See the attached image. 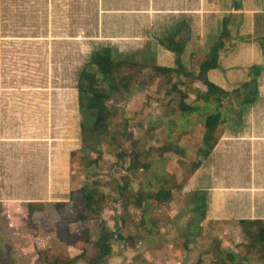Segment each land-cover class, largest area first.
<instances>
[{"label": "crops", "instance_id": "1", "mask_svg": "<svg viewBox=\"0 0 264 264\" xmlns=\"http://www.w3.org/2000/svg\"><path fill=\"white\" fill-rule=\"evenodd\" d=\"M218 40L214 66L201 70ZM107 54L142 63L145 73L153 65L180 71L170 84L192 94L215 90L166 98L172 113L188 110L190 122H203L202 148L189 150L199 156L188 157L173 198L181 189L216 223L231 218L263 231L264 0H0V215L45 216L46 195L62 199L52 189L57 146L82 137L85 111L95 120L83 74L100 81L94 59ZM119 70L102 77L119 88Z\"/></svg>", "mask_w": 264, "mask_h": 264}, {"label": "rangeland", "instance_id": "2", "mask_svg": "<svg viewBox=\"0 0 264 264\" xmlns=\"http://www.w3.org/2000/svg\"><path fill=\"white\" fill-rule=\"evenodd\" d=\"M147 74L143 72V82L131 86L122 79L120 71L118 76L123 85L119 88L114 87L111 79L98 74L101 76L99 84L105 89L102 87L97 93L102 94L105 90L109 104L121 106V114L109 125V132L116 135L118 151L125 153L122 162L117 161L116 151L107 150L106 144L97 143L98 148L94 150L86 146L85 134L93 125L94 113L85 111L82 137L81 134L69 136L67 146H57V161L54 159L53 163H56L51 169L52 189L61 190V195L64 193L61 198L64 197L67 203L58 208L55 206L58 199L46 196L50 199V208L47 207L45 216H20L19 219L8 213L7 216L0 215V264H85V258L92 257L95 252L89 240L98 237L103 224L113 233L111 254L106 264H213L227 250L232 251L241 264H264V230L258 232L246 225L236 226L234 221L228 222L231 218L221 223H216L213 218H201L200 208L195 209L188 193L178 188L168 205L149 204L147 225H152L149 219L158 218L160 224L156 232L137 240L135 246L128 239L123 242L116 238L118 234L127 237L133 232L140 214L137 210L134 217H127L123 222L126 213L121 193L132 187L158 189L168 186L173 189L178 178L186 182L188 157L199 156L189 150L192 146L197 147L200 141L202 148V119L190 122L185 109L186 114L178 109L172 113L166 98L173 100L172 97L185 94V101H188L190 97L204 98L209 91H215L205 86L196 88V92L193 89L192 94L191 88H178L177 85L175 89L172 87L175 84L170 83L158 90L156 82H146ZM175 106L179 107L172 105L171 108ZM124 118L128 122L125 126ZM192 124H196L197 130L192 129ZM134 140L141 153L136 162H132L130 153ZM72 148L79 152L59 156ZM96 157L97 164L88 163ZM145 163L148 166H144ZM126 176L135 182L129 183ZM63 179H66L65 187ZM93 185L102 192L103 207L92 217L76 219L77 210L73 208L70 189L78 187L74 199L81 207L84 195ZM84 248L86 257L80 256Z\"/></svg>", "mask_w": 264, "mask_h": 264}, {"label": "trees", "instance_id": "3", "mask_svg": "<svg viewBox=\"0 0 264 264\" xmlns=\"http://www.w3.org/2000/svg\"><path fill=\"white\" fill-rule=\"evenodd\" d=\"M248 15V14H247ZM222 45V41L218 40L216 45L213 47L211 56L208 57L207 61H204L200 65V69H206L210 66H214L217 58H218V48ZM97 69L100 74L105 77L114 76L117 74L116 70L118 68L122 71V79L126 81L129 85L133 86L135 84H139L143 81V71L145 66L142 63L136 61L129 60H118L114 61L110 54L103 55L94 59ZM180 71H175L171 67L168 66H158L153 65L146 76V82L148 84H154L156 82V88L158 90H162L166 84H169L174 81L176 75L179 74ZM87 80V90L88 91V106L96 109V116L93 122V125L89 131L85 134V144L90 149H96L97 143L103 144L107 146L108 151H116V157L118 162H122L125 153L123 151H118L119 145L117 143V138L114 132H109V125L115 121V119L121 114V109L114 105H110L107 103L108 97L102 94L95 93L94 89L98 87L99 80L97 75L94 72H85L83 74ZM251 81H247L242 84L243 87H246L250 84ZM177 89V87L172 86ZM170 90L172 88L169 87ZM237 88L232 89L234 93ZM124 126L128 123L127 119L124 118L122 121ZM93 134V135H92ZM93 136V138H92ZM138 142L134 140L131 145V160L138 161V157L141 154L137 149ZM83 158H87L86 155H82ZM98 157V156H97ZM97 157L94 160H89V164H97ZM131 162V163H132ZM200 162L196 161L193 164V167L199 166ZM144 166H148L147 163ZM132 167V166H131ZM202 173V169H200L199 174ZM197 173L198 176L199 175ZM129 183H133L135 181H131L128 176H126ZM78 187H72L70 197L73 199V208L77 210L76 219L88 218L92 217L93 213H96L101 210L103 207V199L102 192L95 185L90 187L87 193L84 195V205L79 206L78 202L74 199L75 193L78 191ZM38 195V194H36ZM47 196V195H46ZM122 206L125 209L126 215L123 218V222L127 217H134L135 212L140 211L138 222L134 223L135 232L131 231L128 233L127 237L122 234H118L116 238L121 241H125L126 239L130 240L133 246L136 245L137 240H142L145 235H152L157 231V228L160 224L158 218H151L149 220L152 221V225L148 226V220L146 218V214L148 212L149 204L155 203L158 206H166L173 200V192L172 189L168 186L159 187L158 189H144L139 187H132L125 190V192L120 195ZM67 201L58 200L55 203V206L58 208L63 207ZM201 218H204L203 212H201ZM242 221V220H241ZM112 231L106 226V224L101 225L99 235L96 239H90V243L94 248V255L92 257H86V249H82L80 256L86 257L85 264H106L108 256L111 254L112 249ZM218 241V240H217ZM201 260V257H200ZM213 264H241L238 261V258L232 251H224L223 255L217 257Z\"/></svg>", "mask_w": 264, "mask_h": 264}]
</instances>
